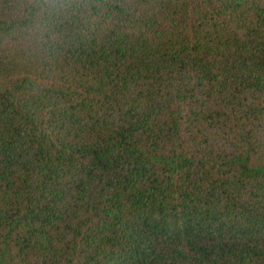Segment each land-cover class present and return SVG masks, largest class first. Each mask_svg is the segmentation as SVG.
<instances>
[{
	"label": "trees",
	"instance_id": "obj_1",
	"mask_svg": "<svg viewBox=\"0 0 264 264\" xmlns=\"http://www.w3.org/2000/svg\"><path fill=\"white\" fill-rule=\"evenodd\" d=\"M0 264H264V0H0Z\"/></svg>",
	"mask_w": 264,
	"mask_h": 264
},
{
	"label": "clouds",
	"instance_id": "obj_2",
	"mask_svg": "<svg viewBox=\"0 0 264 264\" xmlns=\"http://www.w3.org/2000/svg\"><path fill=\"white\" fill-rule=\"evenodd\" d=\"M76 2L77 0H47V3L54 5L58 9H68Z\"/></svg>",
	"mask_w": 264,
	"mask_h": 264
}]
</instances>
